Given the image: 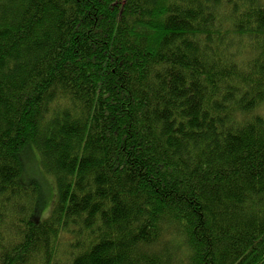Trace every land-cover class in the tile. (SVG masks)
<instances>
[{"label":"trees","instance_id":"obj_1","mask_svg":"<svg viewBox=\"0 0 264 264\" xmlns=\"http://www.w3.org/2000/svg\"><path fill=\"white\" fill-rule=\"evenodd\" d=\"M0 264H264V0H0Z\"/></svg>","mask_w":264,"mask_h":264},{"label":"rangeland","instance_id":"obj_2","mask_svg":"<svg viewBox=\"0 0 264 264\" xmlns=\"http://www.w3.org/2000/svg\"><path fill=\"white\" fill-rule=\"evenodd\" d=\"M29 156L27 155L25 159L26 161L29 159ZM35 157L38 160L37 156ZM36 159L34 158L30 161H25L24 176L28 181H36L40 187L37 197L39 202L37 203L32 215L33 220L37 221L42 218V216L46 217L51 210L50 208L55 200L54 195H56V189H54L53 176H50L49 174H42L40 166L36 163Z\"/></svg>","mask_w":264,"mask_h":264}]
</instances>
